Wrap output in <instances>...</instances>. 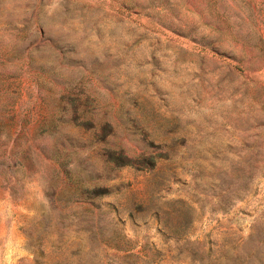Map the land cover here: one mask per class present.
Segmentation results:
<instances>
[{"label": "rangeland", "instance_id": "374dc122", "mask_svg": "<svg viewBox=\"0 0 264 264\" xmlns=\"http://www.w3.org/2000/svg\"><path fill=\"white\" fill-rule=\"evenodd\" d=\"M0 264H264V0H0Z\"/></svg>", "mask_w": 264, "mask_h": 264}]
</instances>
